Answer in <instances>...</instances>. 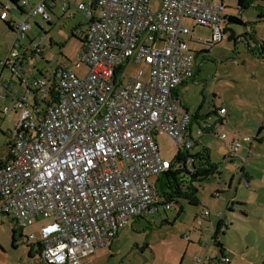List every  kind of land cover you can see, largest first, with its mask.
<instances>
[{"label": "built area", "instance_id": "2783aa9c", "mask_svg": "<svg viewBox=\"0 0 264 264\" xmlns=\"http://www.w3.org/2000/svg\"><path fill=\"white\" fill-rule=\"evenodd\" d=\"M19 2L17 37L0 66L14 71L27 90L0 78V92H9L13 109L20 112L10 160L0 165V224L5 217L22 231L38 224V233L27 236L40 245L37 264H92L86 260L89 255L108 247L138 217L154 212L155 180L172 162L162 156L158 135L166 134L175 146L191 151L209 133L229 146L232 157L253 141L249 136L231 138L222 130L218 123L225 121V107L215 119L195 121L175 96L196 67V53L188 43L195 34L184 20L211 30L208 44L221 43L229 18L223 2L159 0L152 6L151 0H65V15L74 18L75 7L85 17V26L75 27V34L83 40L77 66L87 65L88 73L80 78L60 63L32 81L25 61L42 45L31 41V52L23 50V56L17 46L35 17L51 20L48 7L55 0ZM12 12L9 5L0 6L1 19ZM132 64L146 69L126 78ZM10 110L5 106L2 112ZM201 215L210 216L209 209ZM40 217L48 221L39 224Z\"/></svg>", "mask_w": 264, "mask_h": 264}, {"label": "rangeland", "instance_id": "374dc122", "mask_svg": "<svg viewBox=\"0 0 264 264\" xmlns=\"http://www.w3.org/2000/svg\"><path fill=\"white\" fill-rule=\"evenodd\" d=\"M0 1L9 5L14 13H18L17 0ZM28 1L32 3L37 0ZM158 2L159 0H151V5L154 6ZM228 2L230 3L227 11L230 14L239 17L241 9L244 14L243 22L249 20L254 27L258 24L264 27V22H257L259 8L254 2L247 8H240L238 0ZM262 5L264 6V0ZM71 12L76 15L74 18L65 15L60 7L56 8L52 25L41 16L35 17L34 20L44 29L34 24L29 35L44 48L42 55L25 61L26 66L32 68L27 74L30 81L33 76L43 77L39 72L47 74L51 66L59 63H67L80 78H84L88 73L87 65L77 66L80 63L82 43L78 37L73 36L77 23L85 21V17L76 12L75 7H72ZM18 19H22L20 15ZM14 21L16 25L18 20ZM184 23L195 28V37L188 43L198 55L195 63L197 77L180 88V99L189 105L191 112L200 107L201 111L210 110L214 107L215 100L228 104L233 117L224 123L222 130L231 138H254L264 119V60H254L256 64H253L246 40L243 39L235 46L233 40L228 39L231 34L229 29L226 30L221 43L210 45L207 42L212 38L211 30L197 25L189 18H186ZM227 26L237 34L241 31L240 34L246 33L244 24L230 22ZM260 34L261 38H264L263 30H260ZM16 37V33L0 19V59L7 58ZM197 37L203 43H200ZM51 40L55 44L52 45ZM22 43L25 44V41L22 40ZM142 68L146 69L144 65H130L126 70V78ZM6 75L9 76L8 71ZM19 88L24 92L27 85L23 84ZM0 118H4L0 119V161H5L10 153L9 141L12 138L7 133L15 132L19 117L18 113L9 116L8 113L0 112ZM197 125L194 123V135ZM260 136H264V128ZM202 141L204 144L193 148L191 153L200 151L206 145L210 147L211 157L221 167L222 177L217 174L198 184V196L203 199L201 203L195 204L185 198H174L170 201L171 207L168 209H164V203H159L158 210L137 218L132 225L122 229L112 240L111 247L96 250L86 260L92 264H199L197 259L205 256L222 260L219 245L212 239L211 230L207 229L210 223L207 218L200 216V213L203 209L213 210V206L208 207L207 203L215 201L212 192L217 189L226 190L222 198L227 199V196L231 195L228 186L226 188L224 185V180L230 181L234 177L232 192L238 187L236 194L239 201L225 211L230 223L229 228L225 234L218 236V241L224 244V255L230 259V263L213 264H264V140H254L251 149L249 144L245 143L239 151L242 157L234 160L230 159L229 146L216 136L206 134ZM157 142L162 156L173 160L178 147L172 139L166 134H161L157 136ZM242 169L245 172L243 179L249 181L250 187L246 186L244 181L239 182ZM39 219V224L48 221L41 217ZM199 220L203 221L202 226ZM14 228L17 230L16 247L12 237ZM38 228V224H35L22 231L16 228L11 217H5L0 224V264L37 263L38 252L30 255V245L33 241H28L26 236L32 232L37 234ZM185 236H189L191 240H186ZM36 249L38 250V245Z\"/></svg>", "mask_w": 264, "mask_h": 264}, {"label": "trees", "instance_id": "16d2710c", "mask_svg": "<svg viewBox=\"0 0 264 264\" xmlns=\"http://www.w3.org/2000/svg\"><path fill=\"white\" fill-rule=\"evenodd\" d=\"M253 2L259 8V14H258L259 18H258L257 22H264V6L262 4L256 3L255 0H238V5H239L240 8H247L248 6L253 4ZM5 5H6L5 3L0 1V6H5ZM16 10H17L18 13L16 14V13L12 12V15L8 19L3 20V19L0 18L1 21L5 25H7V27H9V29L12 30L14 33H16V30H17V24H18L17 22L20 20V19H18V16L20 15L21 18H22L21 11L19 9H17V8H16ZM48 10L51 13V9L49 7H48ZM239 12L241 14V9H239ZM15 19L18 20V21H16V23H17L16 25L14 23ZM47 21H48L49 25H52V14H51V20H47ZM227 22L228 23L229 22L240 23V24H244L246 26V33L245 34L244 33L243 34H237L236 37L234 38L233 42H235L234 44L236 46L237 44H239V42H242L243 39H245L248 49L249 50L250 49L253 50L252 54H257V57L261 58V55L264 52V41H255L254 38H256V36H257L256 34L257 33H255V30H254L255 27L252 25V23L243 22V20L240 17H238V16H230L227 19ZM34 24L37 27H39L40 29H42V30L44 29L41 25L38 24V22L34 21ZM29 31L27 33L26 38L24 39L25 44H23L22 40H20V42H19V44L17 46L20 49V51H22V56H23L24 51H26L27 53L31 52L30 49L28 48V44L31 43V41L35 40V38H32L29 35ZM247 35H248V37H247ZM73 36L78 37L81 40V43H83V40L79 36H77L75 34V29L73 30ZM43 37H45V35H43ZM51 44L53 45V44H55V42L51 40ZM59 45L63 46L62 44H59ZM43 48H44V46L42 47L40 52L33 53L34 55H33V57L31 59H33L37 55H42ZM251 50H250V52H251ZM196 56H198L197 53H196ZM0 60H3V59H0ZM47 64L49 65L50 63L47 62ZM54 67L55 66H51V69H53ZM7 68H8L7 66H4V67L0 66V71H8V72H10L9 77L7 76V78L11 81V83H10V81H9V83L14 86V89L20 90L19 86H22L21 81L18 78L14 77V74H13L14 71H10ZM39 73H41L40 75H43V76L45 74L44 72H39ZM36 77H38V76H33V78H36ZM32 94H33V92H32ZM220 108H217V109H220ZM217 109L214 110V112L212 114H209V115H207L204 118L200 117V119H204L205 120L208 117H212V118L215 119L216 117L219 116L217 114ZM186 110H188V109H186ZM1 113H3V112L1 111ZM197 116H199V111H197L195 114H193V118H194L195 121H196V117ZM19 117H20V114H19ZM18 121H19V119H18ZM18 121H17V123H18ZM225 122H226V115H225V121L223 122L221 120L218 124L223 126ZM263 128H264V119L262 121V125L260 126V128L258 130L257 135L253 138V141L254 140H258V141L261 142V141L264 140V136H260ZM15 131H17V130L15 129ZM7 134L10 137H12L10 139V141H9V147L11 149L13 144H14L13 142L15 140L16 132L13 133V132L10 131ZM206 134L211 136V134H209V133H206ZM206 134H204V135H206ZM212 136H215V135H212ZM253 141L251 143L247 142L249 144L250 148H251V145L253 144ZM203 144L204 143L202 141V145ZM10 157H11V152L9 153V156H8V158L5 161H0V165L7 164L9 162V160H10ZM248 157H249V154H248L247 158ZM235 158H239L240 159L241 157H239V156H236V157L230 156V159L234 160ZM171 161L172 162H171L170 168L167 171H165L164 173H162L161 175H159L157 177V179L155 180V184H156V187H157V190H158V202L155 205V210L154 211L158 210V204L159 203H164V209H168V208H166V204L170 203V201L173 200L174 198H185V199L189 200L191 203L200 204V201H199V198H198V192H199V185L198 184H200L201 181L210 178L211 176H214V175H217V174L220 175V176L222 175V172H220V168L218 166V163L214 162L212 157H211L210 148L208 146H203L200 151L195 152V153H191V151H189L186 148H182V147L178 148L177 154L174 156L173 160H171ZM244 173L245 172L242 169V171L240 173L241 177L239 178L240 179L239 182H243L244 181V179H243L244 178L243 177ZM233 180H234V177H233ZM245 181L247 182L246 186L250 187L249 181L248 180H245ZM232 189H233V187H232V185H230L229 190L232 191ZM159 198H163L164 200L161 201V200H159ZM236 203L237 202H235V201L231 202V204L233 206ZM147 214H150V213H146V215ZM224 215H225V212H224ZM200 216H202L201 213H200ZM141 217H143V216H141ZM141 217H138V218H141ZM134 221H133V223H134ZM227 222L229 223V221H227L224 217L219 219L218 225H217V227H216V229H215V231L213 233V236H212V239L214 240V242L217 245H219L220 253L223 255L222 259L226 257L224 255V253H223L225 251V247H224V244L221 241L220 242L218 241V239H219L218 236L221 235V234H225L226 233L227 228L229 227V224H230V223L227 224ZM16 233H17V230L14 228L12 237H13V245L15 247L17 245L16 244V241H17ZM26 238H27V236H26ZM37 245L38 244L30 245V252L29 253H30L31 256H32L33 247H37ZM109 247H111V244L109 245ZM37 252H38V254L40 256V252H41L40 245H38ZM215 260L217 262H222V260L218 259V257L215 258ZM210 261H211V258H210Z\"/></svg>", "mask_w": 264, "mask_h": 264}, {"label": "crops", "instance_id": "0c3cea01", "mask_svg": "<svg viewBox=\"0 0 264 264\" xmlns=\"http://www.w3.org/2000/svg\"><path fill=\"white\" fill-rule=\"evenodd\" d=\"M20 0H17V3H18V6H19V2ZM41 0H37V1H33L32 3L33 4H35V3H39ZM63 1H65V0H55V6L53 7V8H51V14H52V21H53V15L55 14V10H56V8H59L60 7V9H61V4H62V2ZM81 1H84V2H88V0H81ZM213 1H220V2H223L226 6H227V8H229V3L230 2H228L229 0H213ZM255 2L256 3H260V2H258V1H256L255 0ZM262 4H263V0H262V2H261ZM255 4V3H254ZM243 12L241 11V14H240V18L242 19V17H243ZM76 16V15H75ZM74 16V17H75ZM228 16L230 17V16H235L234 14H230L229 12H228ZM243 20V19H242ZM246 22H249V20H245ZM230 23V22H229ZM260 23H263V22H260ZM85 24H86V22L85 21H83V22H78L77 23V26L78 25H80V26H82V27H84L85 26ZM227 24H228V22H226V30H233L231 27H229V26H227ZM187 25V24H186ZM191 27V26H190ZM192 28V30H193V32H194V34H195V28H193V27H191ZM255 33H257L256 35V38H254L255 39V41H264V38H261V34H260V30H263V32H264V27L262 28V26H260V24H258L256 27H255ZM235 31V30H234ZM242 32V31H241ZM240 32V33H241ZM239 33V34H240ZM236 35H237V33H236ZM235 43V42H234ZM251 50V49H250ZM249 50V51H250ZM252 52H253V50H251V53H250V58H251V60H253V64H256V62H254V60H264V52L262 53V55H261V58H259V57H257V54H252ZM198 56H196V58H197ZM197 67V66H196ZM195 67V68H196ZM6 72L7 71H0V78L2 79V78H7V76L8 75H6ZM8 74L10 75V73L8 72ZM9 77V76H8ZM197 77V73H196V71H195V73H194V78H191V79H188V80H186L185 82H183V83H181L177 88H176V91H175V96L180 100V102H181V104L183 105V107H185L186 109H188V111L189 112H191V109H190V107H189V105L186 103V102H183L181 99H180V88L182 87V86H185L189 81H192V80H195V78ZM0 95H4V97L2 98V97H0V112L2 111V109H3V107H5V106H7V107H10V112L8 113V115L9 116H11L12 114H17L18 113V117H19V114H20V112L19 111H15L14 109H13V100H12V98H11V96L9 95V92H7L6 90H2L1 92H0ZM216 96V95H215ZM8 100V101H7ZM8 102V103H7ZM220 107H227L226 109H227V113H226V122L228 121V120H230V118H232L233 117V112H231V109H230V107H229V105L228 104H226V103H224V102H217L216 100L214 101V107L213 108H210V110H207V111H201V107L200 108H198L195 112H191L192 114H195L197 111H199V116H197L196 117V120H198V119H200V117L201 118H204V117H206L207 115H209V114H212L213 112H214V110H216L217 108H220ZM0 119H4V118H0ZM19 119V118H18ZM18 121V120H17ZM225 143V142H224ZM226 144V143H225ZM207 146V145H206ZM253 146V144L251 145V147ZM210 148V147H209ZM250 148V147H249ZM251 149V148H250ZM210 153H211V149H210ZM238 156L239 157H242V155L239 153L238 154ZM226 158V157H225ZM213 159V158H212ZM213 161L214 162H216L214 159H213ZM219 166V165H218ZM219 168L221 169V167L219 166ZM221 177H222V175H221ZM224 185L226 186V188H227V186H228V190H229V187H230V185H232V187H233V178L230 180V181H228L227 179L226 180H224ZM238 188V187H237ZM237 188L235 189V191H230L229 193H231V195H229V196H227L228 198L226 199V198H222V197H216L215 196V194L219 191V192H221V196H222V194H224L225 192H226V190H224L223 188H221V189H217L216 191H214V192H212V198H213V200H215L214 202H210V204L209 203H207V205H208V207H212V209L213 210H211V209H209V211H210V216H208V217H206L207 218V221L210 223L208 226H207V229H210L211 230V234H212V236H213V233H214V231H215V229H216V227H217V225H218V222H219V218L217 217V214L218 213H223V217L228 221V219H227V215L225 214L224 215V212L226 211V210H228V208H230V207H232L233 205L231 204V202L232 201H235V202H238L239 201V199H238V196H237V194H236V191H237ZM224 191V192H223ZM225 195V194H224ZM198 198H199V196H198ZM200 200V203H201V200H203V199H199ZM204 201H207V199H204ZM217 217V218H216ZM135 222V221H134ZM203 222V221H202ZM203 225V224H202ZM201 225V226H202ZM229 228V227H228ZM227 228V229H228ZM34 245V244H33ZM35 248L36 247H33V249H32V256L34 255V253L35 252H37V250L35 251ZM224 254H225V251L223 252ZM39 255V254H38ZM206 257H208V256H205L204 258H206ZM200 258V257H199ZM198 258V259H199ZM210 258H211V261H210ZM215 258H217V257H208V260H207V263L206 264H213V263H219V262H217L216 260H215ZM198 259H197V261H198ZM201 259H203V258H201ZM38 260H39V258H38ZM38 262V261H37ZM198 263V262H197ZM35 264H37V263H35Z\"/></svg>", "mask_w": 264, "mask_h": 264}, {"label": "water", "instance_id": "95a60500", "mask_svg": "<svg viewBox=\"0 0 264 264\" xmlns=\"http://www.w3.org/2000/svg\"><path fill=\"white\" fill-rule=\"evenodd\" d=\"M229 31L231 32V34L228 39L234 41V38L236 37V32L234 30H229Z\"/></svg>", "mask_w": 264, "mask_h": 264}]
</instances>
